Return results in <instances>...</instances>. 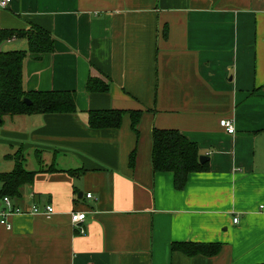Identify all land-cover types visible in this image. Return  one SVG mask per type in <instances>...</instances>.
<instances>
[{"label": "crops", "instance_id": "crops-1", "mask_svg": "<svg viewBox=\"0 0 264 264\" xmlns=\"http://www.w3.org/2000/svg\"><path fill=\"white\" fill-rule=\"evenodd\" d=\"M31 25L51 35V53H29L24 39L0 51L27 52L25 92H74L76 112L3 117L0 173L17 151L36 172L13 203L53 213L0 225V264H264V0H11L0 10V30ZM89 78L108 92L88 93ZM108 110L124 112L118 129L88 127V112ZM153 129L180 132L208 170L175 190L171 173L152 171ZM72 212L85 213V235ZM173 243L220 248L188 257Z\"/></svg>", "mask_w": 264, "mask_h": 264}, {"label": "trees", "instance_id": "trees-1", "mask_svg": "<svg viewBox=\"0 0 264 264\" xmlns=\"http://www.w3.org/2000/svg\"><path fill=\"white\" fill-rule=\"evenodd\" d=\"M11 39H24L27 51L41 55L53 51L51 35L40 27L31 25L27 30H0V45ZM27 52L22 50L0 51V125L4 116L24 114H73L76 112L75 93L71 91H32L22 88V65ZM85 89L88 93H106L109 83L97 78H89ZM28 99L31 105H27ZM140 112L130 113L131 129L137 134L136 126ZM123 111H90L87 113V125L90 129H118L121 125ZM151 167L153 173H171L173 187L180 191L184 188L187 177L192 173L208 170L207 162L199 163V152L196 144L190 142L176 130L153 129L151 133ZM13 161L9 172L0 173V197L7 196L12 200L20 197V189L30 185L36 172L25 169L23 155L20 151L8 156ZM134 153L129 156L132 167ZM41 164V163H40ZM48 173L57 172L52 165L46 167ZM71 176H79L82 170L67 171ZM220 245L215 243H173L171 250L185 256L212 257L219 251Z\"/></svg>", "mask_w": 264, "mask_h": 264}, {"label": "built area", "instance_id": "built-area-1", "mask_svg": "<svg viewBox=\"0 0 264 264\" xmlns=\"http://www.w3.org/2000/svg\"><path fill=\"white\" fill-rule=\"evenodd\" d=\"M11 0H0V10L5 9ZM220 127L224 130L225 133L228 135H231L235 132L233 124L226 120L222 119L219 122ZM86 199H92V195L90 193H87L85 195ZM53 213V208L50 205H47L41 209L40 207L36 205H32L29 210H25L23 208H20L19 206L15 205L13 203V200L10 199L7 196L0 197V225H2L6 230H11V222L10 219L13 216L16 215H24V214H43L47 217H49ZM85 213L80 212H72L70 214V222L72 225V228L75 232H77L78 235H85L86 230L83 226V223L85 222ZM237 219H233V223H236Z\"/></svg>", "mask_w": 264, "mask_h": 264}, {"label": "water", "instance_id": "water-1", "mask_svg": "<svg viewBox=\"0 0 264 264\" xmlns=\"http://www.w3.org/2000/svg\"><path fill=\"white\" fill-rule=\"evenodd\" d=\"M24 102L27 104V105H31V102H29L28 99H24ZM208 161V158L205 157V156H199V163L200 164H204L205 162Z\"/></svg>", "mask_w": 264, "mask_h": 264}, {"label": "rangeland", "instance_id": "rangeland-1", "mask_svg": "<svg viewBox=\"0 0 264 264\" xmlns=\"http://www.w3.org/2000/svg\"><path fill=\"white\" fill-rule=\"evenodd\" d=\"M14 47V46H13ZM1 127V126H0ZM0 154H1V148H0Z\"/></svg>", "mask_w": 264, "mask_h": 264}]
</instances>
